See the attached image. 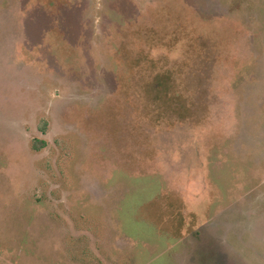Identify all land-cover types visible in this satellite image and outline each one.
<instances>
[{"label":"rangeland","instance_id":"rangeland-1","mask_svg":"<svg viewBox=\"0 0 264 264\" xmlns=\"http://www.w3.org/2000/svg\"><path fill=\"white\" fill-rule=\"evenodd\" d=\"M0 264H264V0H0Z\"/></svg>","mask_w":264,"mask_h":264},{"label":"trees","instance_id":"trees-1","mask_svg":"<svg viewBox=\"0 0 264 264\" xmlns=\"http://www.w3.org/2000/svg\"><path fill=\"white\" fill-rule=\"evenodd\" d=\"M43 144V143H42ZM33 148L35 149V150H38V147L37 146H35V145H33Z\"/></svg>","mask_w":264,"mask_h":264}]
</instances>
